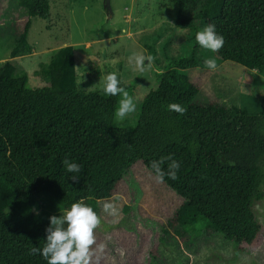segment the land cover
I'll return each instance as SVG.
<instances>
[{"label":"trees","instance_id":"trees-1","mask_svg":"<svg viewBox=\"0 0 264 264\" xmlns=\"http://www.w3.org/2000/svg\"><path fill=\"white\" fill-rule=\"evenodd\" d=\"M10 2L23 13L15 16L16 58L31 53L32 19L47 20L50 4L0 0V24ZM173 5L178 26L192 30L194 41L197 30L216 25L224 37L223 47L209 55L216 63L233 62L264 75V0H173ZM203 61L193 54L159 75L140 99L132 131L115 127L119 96L79 85L81 70L89 66L82 50H57L49 86L40 89L29 88L13 62L0 63V264H46L29 254L32 246H43L49 224L50 216L37 212L40 197L58 211L84 198L99 214L100 204L112 198L133 166L141 163L152 172L150 162L169 154L181 166L178 179L165 177L163 184L184 202L167 230L181 238L211 232L237 250L253 252L264 233L255 212L264 201V97L259 116L199 99L201 89L184 72L205 67ZM169 103L186 111H169ZM65 159L82 165L78 180L69 179L74 174L66 172Z\"/></svg>","mask_w":264,"mask_h":264},{"label":"rangeland","instance_id":"rangeland-1","mask_svg":"<svg viewBox=\"0 0 264 264\" xmlns=\"http://www.w3.org/2000/svg\"><path fill=\"white\" fill-rule=\"evenodd\" d=\"M104 1L49 0L48 19H32L28 37L31 53L16 58L11 56L16 42L15 16L23 13L10 2L0 24V63L13 62L17 72L26 76L28 87L40 89L49 86V64L57 50L67 46L82 50L89 61L78 79L84 91H102L105 76L112 71L132 88L136 111L123 121L115 118L114 123L118 129L132 131L138 123L140 99L158 76L171 69L175 60L193 54L204 59L210 52L195 45L192 30L178 26L173 0H111V14ZM140 52L153 57L143 71L130 61ZM184 73L201 89L199 99L249 115L263 114L259 98L264 97V75L258 71L220 62L214 70L203 67ZM261 168L264 173L262 163ZM106 202L117 211L108 215L103 211L104 203L100 204L102 223L94 230L91 264H264V233L260 245L248 253L211 232L181 238L168 231L184 201L165 184L156 183L154 174L141 163L131 168ZM36 207L38 213L48 216L63 213L52 210L44 197L38 199ZM255 208L264 226V201L257 202ZM98 245L102 250H97Z\"/></svg>","mask_w":264,"mask_h":264},{"label":"clouds","instance_id":"clouds-1","mask_svg":"<svg viewBox=\"0 0 264 264\" xmlns=\"http://www.w3.org/2000/svg\"><path fill=\"white\" fill-rule=\"evenodd\" d=\"M194 38L198 48L213 54L217 53L224 45V37L217 32L214 23H207L197 30ZM130 61L134 62L137 70L143 71L151 65L153 57L140 52L134 54ZM203 63L208 70H214L217 67L215 55L204 58ZM102 90L107 96L120 97L118 107L114 110V116L118 120L123 121L136 111V100L122 86L117 72L107 73ZM166 107L167 110L180 115L186 111V108L179 103H169ZM63 165L67 173L74 174L69 179L78 180L75 174L81 173L82 165L67 159L63 161ZM180 166V162L173 159L171 154L150 162L156 183H164L165 177L173 181L177 180ZM103 211L108 215H115L117 209L112 203L105 202ZM101 223V218L94 208L86 203L84 198L78 199L71 203L62 214L49 217L43 246H32L29 248V254L39 255L46 264H91L92 246L96 243L94 230ZM102 247V245H98L97 250H102Z\"/></svg>","mask_w":264,"mask_h":264},{"label":"water","instance_id":"water-1","mask_svg":"<svg viewBox=\"0 0 264 264\" xmlns=\"http://www.w3.org/2000/svg\"><path fill=\"white\" fill-rule=\"evenodd\" d=\"M110 1H111V0H105V1H104V2H105V9L107 10V12H108L109 14H111Z\"/></svg>","mask_w":264,"mask_h":264}]
</instances>
